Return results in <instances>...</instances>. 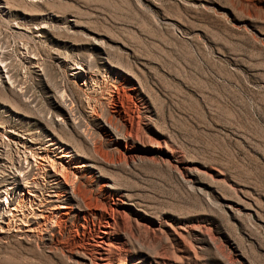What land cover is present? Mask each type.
I'll list each match as a JSON object with an SVG mask.
<instances>
[{"label": "rangeland", "instance_id": "1", "mask_svg": "<svg viewBox=\"0 0 264 264\" xmlns=\"http://www.w3.org/2000/svg\"><path fill=\"white\" fill-rule=\"evenodd\" d=\"M0 264H264V0H0Z\"/></svg>", "mask_w": 264, "mask_h": 264}, {"label": "bare ground", "instance_id": "2", "mask_svg": "<svg viewBox=\"0 0 264 264\" xmlns=\"http://www.w3.org/2000/svg\"><path fill=\"white\" fill-rule=\"evenodd\" d=\"M76 69L79 70V72H74V75L75 76H85L87 74V72H83L82 68L81 67H77ZM11 137V136H10ZM19 138V137H18ZM14 139H17V138H14ZM11 141V140H9ZM48 146L50 147H54L55 149H58L60 150L62 153L61 156L59 158H64V157H72L74 156V151L73 150H70L69 148L65 147L67 146L65 143L59 141V140H55V139H49L48 140ZM11 143V142H10ZM9 143V144H10ZM14 143V142H13ZM8 144V145H9ZM7 145V146H8ZM6 146V147H7ZM41 147V146H40ZM42 148V147H41ZM40 149V148H39ZM48 151V149H47ZM43 152V151H42ZM46 152V151H45ZM52 152V151H51ZM43 158V157H42ZM26 161V160H25ZM19 163V162H18ZM51 166L50 169H51V172H50V175L48 178H50L51 181H53L54 184H65L62 188H63V191L61 192L60 196L58 195H52L51 197V200L48 201L47 203H52L53 206L52 208L50 209L51 211H54V210H59V209H63V210H67V206H64V202L60 201V197L61 198H64V199H71V200H74V197L76 196H73V193H72V190H71V186L68 185L67 183V176L66 174L62 173L63 171L62 170H57L56 169V166L54 164H50ZM83 165L80 166V168L82 167ZM15 167V166H14ZM13 169V168H12ZM16 170V171H15ZM47 170V169H46ZM45 171V170H44ZM26 172V171H25ZM7 175V174H6ZM9 175H10V178L12 180V183L9 185V187H7L5 189V193L6 195H13L15 193L19 194L20 197H23L26 195H29L32 197V194H29V185H28V182L25 178V173L24 171H22L21 169H14V171L12 172H9ZM69 178V177H68ZM34 179V178H33ZM72 181V180H71ZM67 182V183H66ZM52 183V184H53ZM24 191H25V194H24ZM30 192H33V191H30ZM58 193V192H57ZM34 195V194H33ZM37 196V195H36ZM41 206V205H40ZM49 209L48 210H40L39 214L37 215L36 218L38 219H45L46 217H48L49 215ZM50 211V212H51ZM68 212H64L63 214L64 215H67ZM45 221V220H44ZM107 224V222L105 223ZM111 226V225H110ZM109 226V227H110ZM108 229V226L107 225H104L103 226V231H102V234H103V238H105L107 235L109 236V234H107V232L105 231V229Z\"/></svg>", "mask_w": 264, "mask_h": 264}]
</instances>
